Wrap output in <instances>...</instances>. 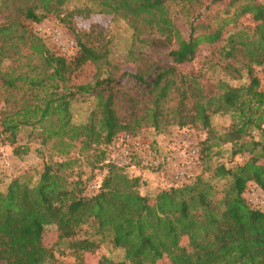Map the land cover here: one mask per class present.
Masks as SVG:
<instances>
[{"label":"trees","instance_id":"trees-1","mask_svg":"<svg viewBox=\"0 0 264 264\" xmlns=\"http://www.w3.org/2000/svg\"><path fill=\"white\" fill-rule=\"evenodd\" d=\"M70 1L0 0V65L29 49L24 73L0 72L9 93L0 141L15 144L28 128L39 140L38 155L51 144L63 158L43 163L35 183L16 178L0 192V262L53 264L55 249L42 242L45 229L53 226L57 246L67 242L76 264H84L81 255L95 253L105 241L122 250L123 259L100 257L94 264H157L163 258L170 264H264V210L252 208L243 196L248 183L264 195V90L253 73L264 66V5L259 0H88L91 6L74 9L62 21L122 17L134 31L130 54L136 42L141 44L139 58H131L138 63L136 72L114 67L102 78L99 68L110 54L103 28L92 26L77 37V53L69 60L50 53L28 29L48 15L61 16ZM245 16L252 28L238 24ZM201 45L217 46L226 74L239 78L247 70L249 83L231 87L184 70ZM142 48L167 51V63L155 67ZM86 65L97 70L93 81L73 84ZM130 83L147 89L132 96L122 90ZM89 96L95 107L76 125L71 106ZM215 115L230 116L220 134L211 125ZM146 126L157 133L171 126L201 128L215 140L213 146L230 145L232 156L245 155L246 161L232 168L218 165L211 179L197 175L182 186L170 185L152 201L139 193V177L108 161L96 192L86 195L81 173H72L77 160L68 156L71 150H105ZM104 150L97 151L103 159ZM28 151L20 146L15 154ZM215 179L224 181L222 187ZM85 225L101 240L81 238Z\"/></svg>","mask_w":264,"mask_h":264},{"label":"rangeland","instance_id":"rangeland-1","mask_svg":"<svg viewBox=\"0 0 264 264\" xmlns=\"http://www.w3.org/2000/svg\"><path fill=\"white\" fill-rule=\"evenodd\" d=\"M264 5V0H259ZM91 6L88 0H72L62 8L61 16L51 14L46 16L41 22L29 24L28 29L32 35L39 38L48 49L50 53L56 55V47L49 39L40 36L39 29H54L61 30L65 38L77 41L82 33L88 32L90 27L99 26L106 31L107 38L110 40V54L107 62L100 65V77H105L107 71L114 72V67L118 72L131 71L136 72L138 63L131 60L132 57L139 58L137 49L141 44L135 43L134 56L130 54L133 47L134 31L127 19L122 17L112 18L104 15H91L88 18L74 16L71 20L62 21L67 13H71L74 9ZM2 19H0V23ZM242 27L252 28L254 26L250 16H245L238 21ZM216 48L207 45H201L198 49L195 59L188 65L184 66V70L200 71L211 83L217 81H224L231 87H241L249 83V76L247 70H241L240 77L226 74L222 69L224 62L219 60V55ZM148 53V56L156 61V66L167 63V51L152 50L142 48ZM72 57L67 58V60ZM33 60L36 57L33 56ZM29 60V49L22 48V55L20 59L5 60L0 65L1 73L15 74L24 73L26 71V64ZM97 70L92 65H86L72 80L73 84H86L93 81ZM260 79V88L264 90V66L255 67L253 71ZM116 85L121 84L119 81ZM147 87H134L132 83L122 88L123 91L129 92L132 96H137L141 91L146 90ZM8 91L2 87L0 80V117L1 112L5 109V102L8 96ZM19 97V96H17ZM94 96H89L84 99H79L71 106L72 122L76 125L84 124L86 122L89 112L95 107ZM229 115H215L211 117V125L217 133H222L230 125ZM31 129H25L18 134L17 142L15 144H2L0 141V192H3L8 183L16 178H22L30 183H35L38 180L43 163L49 161H60V158L54 154L52 145L49 144L44 147L42 156L38 155L36 150L40 147L39 140L29 136ZM128 136H121L114 144ZM131 139H139L146 151L141 158L134 160V168L125 169L128 176L139 177L140 187L139 193L143 196L153 200L155 195L162 189L170 186L169 180L165 174L173 171L178 163H180L181 155L188 148H195L197 150L196 166L193 169V176L203 175L205 178H212V169L218 165H225L228 168L242 165L246 161L245 155L232 156L230 145L213 146L216 142L211 139L206 130L201 128L186 127L179 129L171 126L160 132L154 131L149 127H142L134 137ZM20 146L29 147L26 154H15L16 148ZM110 147V146H109ZM98 150H104L100 146ZM98 150H90L88 152L79 153L78 149L71 150L69 157L77 160L73 167L72 173L74 176L81 173V179L85 184L86 195H92L96 192L97 187L106 173L103 168L108 161L117 163L112 157V151L105 148V158H101ZM5 162L9 166L5 165ZM119 165V164H118ZM217 187H222L224 181L217 179L213 180ZM255 184L248 183L244 191L245 200L249 198L246 193L247 188ZM255 198L261 201L263 193L257 188L255 191ZM92 229L89 225L83 226L80 237H90L93 240L100 241V236L92 235ZM58 231L55 227L49 226L45 229L42 237V242L45 247L54 248L55 262L53 264H76L75 256L68 248L67 242H58ZM124 253L120 249L114 248L107 241L101 242L98 250L93 253H83L84 264H94L100 257H106L112 261H120L123 259ZM0 264H3L0 262ZM157 264H170L168 259L163 258Z\"/></svg>","mask_w":264,"mask_h":264},{"label":"built area","instance_id":"built-area-1","mask_svg":"<svg viewBox=\"0 0 264 264\" xmlns=\"http://www.w3.org/2000/svg\"><path fill=\"white\" fill-rule=\"evenodd\" d=\"M39 34L52 42L56 47V55L60 57H73L76 55L77 45L75 41L65 38L60 29L40 28ZM109 149L112 151V157L117 162L116 164H119L118 166L125 169L134 168V160L136 158H141L146 151L139 139H131L130 137H126L116 144L113 143ZM180 157L182 160L178 163L177 167L173 171L165 174L170 185L173 186H182L191 179L193 176V169L196 166L195 160L197 159V150L195 148H188ZM5 165L9 166L6 162ZM257 188L256 185L247 188L246 193L249 194V198L246 199V202L252 208L264 210V195L261 201L255 198L254 191Z\"/></svg>","mask_w":264,"mask_h":264}]
</instances>
